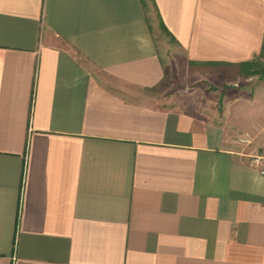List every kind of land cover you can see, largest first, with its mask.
<instances>
[{"label": "crops", "instance_id": "1", "mask_svg": "<svg viewBox=\"0 0 264 264\" xmlns=\"http://www.w3.org/2000/svg\"><path fill=\"white\" fill-rule=\"evenodd\" d=\"M255 154L264 0H0V264H264Z\"/></svg>", "mask_w": 264, "mask_h": 264}, {"label": "rangeland", "instance_id": "2", "mask_svg": "<svg viewBox=\"0 0 264 264\" xmlns=\"http://www.w3.org/2000/svg\"><path fill=\"white\" fill-rule=\"evenodd\" d=\"M149 20L152 24H157L158 20L155 16L153 8L149 9ZM160 29V27H159ZM160 32V31H159ZM170 41L169 38L161 31V34L159 33L158 42H159V51L163 58L166 60V58H172V51H174V46H169L170 48L166 49V47L163 45L162 42L164 41ZM173 49V50H172ZM181 60V59H179ZM181 66H177L174 64V68L178 70ZM218 66H211V65H201L198 64L196 66H193L190 68V73L185 74L183 72H178L174 76V92L173 95L180 96V94H188V92H198V94H201L200 99L206 100L207 98H210L211 96L219 95L223 91H227L232 88H236L235 84H237L236 78H231L227 80L226 84L220 83L218 79L214 77L215 74L212 73V71L215 70V68ZM260 68V67H258ZM225 70H231V73L236 71L233 68H225ZM240 74L247 75L248 71L239 70ZM219 81V82H218ZM207 91V92H206ZM180 92V93H177ZM203 94V95H202ZM199 97V96H197ZM196 99V98H195Z\"/></svg>", "mask_w": 264, "mask_h": 264}, {"label": "built area", "instance_id": "3", "mask_svg": "<svg viewBox=\"0 0 264 264\" xmlns=\"http://www.w3.org/2000/svg\"><path fill=\"white\" fill-rule=\"evenodd\" d=\"M240 142L242 144L248 145V144H250V138L249 137H243L240 139ZM251 162H252L253 166L261 167L264 165V157L261 155H257V154L252 155L251 156ZM263 174H264V171H263Z\"/></svg>", "mask_w": 264, "mask_h": 264}, {"label": "trees", "instance_id": "4", "mask_svg": "<svg viewBox=\"0 0 264 264\" xmlns=\"http://www.w3.org/2000/svg\"><path fill=\"white\" fill-rule=\"evenodd\" d=\"M250 66H252V64H250V63H245V64H242L241 65V68H243V70L245 69V68H249Z\"/></svg>", "mask_w": 264, "mask_h": 264}]
</instances>
